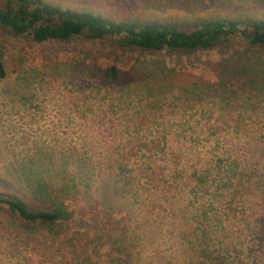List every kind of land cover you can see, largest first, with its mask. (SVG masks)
I'll use <instances>...</instances> for the list:
<instances>
[{"label":"rangeland","instance_id":"rangeland-1","mask_svg":"<svg viewBox=\"0 0 264 264\" xmlns=\"http://www.w3.org/2000/svg\"><path fill=\"white\" fill-rule=\"evenodd\" d=\"M57 1L115 17L264 14V0ZM0 44V189L48 192L71 214L32 233L0 206V264H264V98L241 90L224 106L205 85L232 56L263 69L264 50L240 37L192 54Z\"/></svg>","mask_w":264,"mask_h":264},{"label":"trees","instance_id":"trees-1","mask_svg":"<svg viewBox=\"0 0 264 264\" xmlns=\"http://www.w3.org/2000/svg\"><path fill=\"white\" fill-rule=\"evenodd\" d=\"M0 35L28 39L37 44L112 39L120 50L151 54L217 50L224 47L228 39L240 37L249 51H254L264 50V14L215 7L163 19L137 12L115 17L86 6H66L57 0H0ZM220 65L217 83L205 84L208 95L212 93V97L224 106L233 104V95L241 90L264 98V68L253 66L246 55L232 56ZM99 73L105 80H117L115 66L100 69ZM6 75L4 48L0 44V80ZM261 104L264 106V100ZM39 194L31 200L0 189V206L18 219L24 230L32 233L50 229L71 218L63 204L48 192Z\"/></svg>","mask_w":264,"mask_h":264}]
</instances>
